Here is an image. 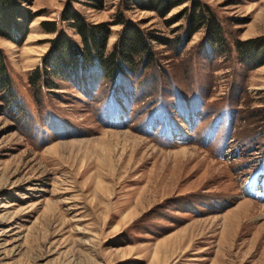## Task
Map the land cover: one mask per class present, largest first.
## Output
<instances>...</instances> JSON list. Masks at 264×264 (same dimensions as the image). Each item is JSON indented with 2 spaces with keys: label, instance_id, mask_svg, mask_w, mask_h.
I'll return each mask as SVG.
<instances>
[{
  "label": "rangeland",
  "instance_id": "1",
  "mask_svg": "<svg viewBox=\"0 0 264 264\" xmlns=\"http://www.w3.org/2000/svg\"><path fill=\"white\" fill-rule=\"evenodd\" d=\"M128 1L14 0L32 21L0 36V264H264V55L236 49L264 37V0H197L213 46L205 25L180 44L190 2ZM71 11L108 28L106 53L119 14L167 43L148 67L45 74L59 40L82 46Z\"/></svg>",
  "mask_w": 264,
  "mask_h": 264
},
{
  "label": "trees",
  "instance_id": "2",
  "mask_svg": "<svg viewBox=\"0 0 264 264\" xmlns=\"http://www.w3.org/2000/svg\"><path fill=\"white\" fill-rule=\"evenodd\" d=\"M97 1V0H94ZM191 3L192 8L187 13L185 36L180 42L188 41L199 28L207 26L209 35L207 40L210 45H222L223 38L220 26L210 10L197 0H129L130 5H137L141 9L154 11L158 16L165 17L171 9L176 6ZM180 16H173L166 22L172 25L177 22ZM69 21V27L73 28L80 36L82 46H75L74 42L64 38L55 45V60H51L49 65H45V74L47 71L54 76L63 75L66 72H72L74 69L83 71L95 67L103 74L111 75L116 70L125 69L135 70L139 63L136 57L144 60V66L148 67L154 61L151 50V40H157L160 44L167 43V40L159 39L144 33L139 26L124 21L122 15L118 16V23L124 24V29L120 39L114 45L110 53H106V40L109 35L108 28L103 25L93 26L85 22L80 14L75 11L68 12L64 18ZM32 21V17L21 12L14 0H0V36L11 39L12 32L9 29L19 32L21 39L26 36L27 26ZM48 32H54L55 28L47 29ZM58 35V34H57ZM70 42V44H69ZM179 43V42H178ZM77 48L76 53L72 49ZM72 47V48H71ZM236 49L239 57L244 60H252L256 57L258 51L264 55V37H256L245 41H237ZM77 54V55H76ZM142 60V62H143ZM264 62V58L257 63V66ZM49 68V69H47ZM49 74V73H48ZM38 76V73H37ZM40 76V75H39ZM0 84L8 86V77L4 67V59L0 54Z\"/></svg>",
  "mask_w": 264,
  "mask_h": 264
},
{
  "label": "bare ground",
  "instance_id": "3",
  "mask_svg": "<svg viewBox=\"0 0 264 264\" xmlns=\"http://www.w3.org/2000/svg\"><path fill=\"white\" fill-rule=\"evenodd\" d=\"M248 187H249V188L247 189V193H248V194H251V193H252V190H255V189H256L253 185H249ZM253 193H254V192H253Z\"/></svg>",
  "mask_w": 264,
  "mask_h": 264
}]
</instances>
